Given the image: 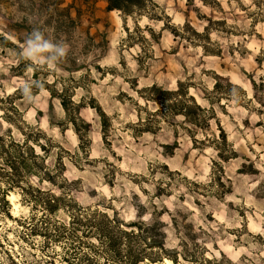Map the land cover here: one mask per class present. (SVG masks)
I'll use <instances>...</instances> for the list:
<instances>
[{
	"label": "rangeland",
	"instance_id": "rangeland-1",
	"mask_svg": "<svg viewBox=\"0 0 264 264\" xmlns=\"http://www.w3.org/2000/svg\"><path fill=\"white\" fill-rule=\"evenodd\" d=\"M146 11L0 0V134L33 149L17 170L0 167V264H14L4 250L17 264H73L62 258L69 235L30 234L33 216L69 233L83 216L102 222L106 212L125 227L162 203L217 234L236 264H264V0H152ZM179 82L213 110L196 134L203 144L181 117L149 114L158 104L148 87ZM51 90L72 94L78 110L66 112ZM147 117L153 125L141 126ZM77 232V252L111 264L98 237Z\"/></svg>",
	"mask_w": 264,
	"mask_h": 264
},
{
	"label": "trees",
	"instance_id": "trees-1",
	"mask_svg": "<svg viewBox=\"0 0 264 264\" xmlns=\"http://www.w3.org/2000/svg\"><path fill=\"white\" fill-rule=\"evenodd\" d=\"M104 1L106 2V9L108 11H119L125 16L132 17L135 13L140 15L147 13L146 10L152 0ZM71 8L72 5L66 7L65 15L67 18L73 20ZM80 15V10L77 9L76 16L79 17ZM219 21H224V19ZM183 32L188 33L190 31L183 30ZM193 32L197 35L203 34L196 31ZM96 67L97 69H101L99 65ZM217 85L220 86L221 84L216 82L215 86ZM148 90L152 93L147 98L148 101L151 100L155 104H158V107L154 111H149V114L157 116L158 113H164L168 119H179L181 117L185 123V126H183L185 131L190 133L196 144L204 143V139L197 138L196 134L199 132V129L211 126L212 109L210 111L206 110L197 101L195 96L190 94L187 88H184L181 82L175 88L169 89L152 84L148 87ZM51 93L53 97L59 99L62 108L66 112L71 113L70 103L73 106V110H78L79 106L76 104L72 94H69L68 98H65L54 90H51ZM51 109H53L52 105ZM97 109L101 125L106 126L108 117L99 107ZM72 119L76 121L74 116ZM153 121L154 119L150 117L139 120L141 126L153 125ZM220 129L219 136L224 140L225 133L222 128ZM213 139L217 140L215 136ZM28 148H30V153H33L31 147H24L23 144L18 143L14 138L5 137L0 134V167L5 168L7 172L17 170L18 166L21 165L20 156L25 154ZM10 181L13 180L11 179ZM6 193V190L0 189V198L5 202L7 201ZM54 208L51 207V211H54ZM173 211L174 209H169L162 203L160 211L157 212L155 210L151 212L148 220L141 219L144 216V213L141 212L139 220L125 223V227L121 226L120 220L110 218L106 212H101L102 222H94L90 217L83 216L82 218H78L77 224L74 225V228L69 233H66L67 231L57 232L56 230L55 232H50V226L45 218L42 217L40 219L33 216L30 221L32 223L30 225H33L30 234H42L49 237L54 235L55 240H61V238H66V235H69L72 241L68 246L64 245L62 258L66 262L73 261V264H81L85 260L89 261L90 264H98L94 256L88 252L78 251L82 256L86 257L82 261L81 257L77 256L78 252L74 249L77 246L72 243H74V238L79 237L77 230L81 228L88 234L91 233L98 237L103 247L104 258H106L107 263L110 262L111 264H142L145 260L162 261L163 258H169L175 263L182 261L184 264H236L232 257L227 256L218 248L216 240L219 236L217 234L205 231L202 234L203 228L190 219L191 215L181 214L180 212L181 219H178ZM165 212L170 217V221L168 222L161 218V215ZM55 228H59V226L55 224ZM170 228L177 232H173L175 234L171 242L173 244L169 245ZM4 251L11 261L17 264L10 256L9 251Z\"/></svg>",
	"mask_w": 264,
	"mask_h": 264
},
{
	"label": "bare ground",
	"instance_id": "bare-ground-1",
	"mask_svg": "<svg viewBox=\"0 0 264 264\" xmlns=\"http://www.w3.org/2000/svg\"><path fill=\"white\" fill-rule=\"evenodd\" d=\"M13 204H14V208L17 207V204L14 203V196L11 195L10 196ZM142 264H172L171 261L168 259V258H165V260L163 262H160V261H151V260H145ZM177 264H180V263H177Z\"/></svg>",
	"mask_w": 264,
	"mask_h": 264
},
{
	"label": "built area",
	"instance_id": "built-area-1",
	"mask_svg": "<svg viewBox=\"0 0 264 264\" xmlns=\"http://www.w3.org/2000/svg\"><path fill=\"white\" fill-rule=\"evenodd\" d=\"M17 259V258H16ZM18 261V260H17Z\"/></svg>",
	"mask_w": 264,
	"mask_h": 264
}]
</instances>
